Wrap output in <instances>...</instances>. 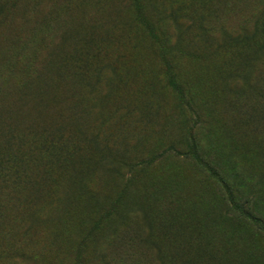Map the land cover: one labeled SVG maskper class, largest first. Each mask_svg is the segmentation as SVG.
<instances>
[{"label": "rangeland", "instance_id": "obj_1", "mask_svg": "<svg viewBox=\"0 0 264 264\" xmlns=\"http://www.w3.org/2000/svg\"><path fill=\"white\" fill-rule=\"evenodd\" d=\"M0 264H264V0H0Z\"/></svg>", "mask_w": 264, "mask_h": 264}, {"label": "trees", "instance_id": "obj_2", "mask_svg": "<svg viewBox=\"0 0 264 264\" xmlns=\"http://www.w3.org/2000/svg\"><path fill=\"white\" fill-rule=\"evenodd\" d=\"M169 85L171 88L176 91L179 94H183V89L182 87L178 84V82L175 80L174 76H170L169 78ZM35 147L39 149L40 151L47 149V148H52L55 150H61L63 146L59 145L58 141L55 140V138L48 139L47 137L40 138L38 141L34 140ZM38 143V144H37Z\"/></svg>", "mask_w": 264, "mask_h": 264}]
</instances>
